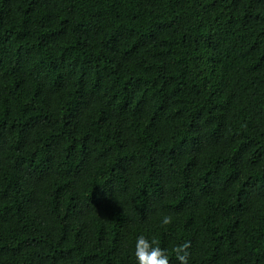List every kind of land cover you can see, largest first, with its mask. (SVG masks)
<instances>
[{
	"label": "trees",
	"instance_id": "trees-1",
	"mask_svg": "<svg viewBox=\"0 0 264 264\" xmlns=\"http://www.w3.org/2000/svg\"><path fill=\"white\" fill-rule=\"evenodd\" d=\"M141 234L264 264V0H0V264Z\"/></svg>",
	"mask_w": 264,
	"mask_h": 264
},
{
	"label": "clouds",
	"instance_id": "clouds-1",
	"mask_svg": "<svg viewBox=\"0 0 264 264\" xmlns=\"http://www.w3.org/2000/svg\"><path fill=\"white\" fill-rule=\"evenodd\" d=\"M172 217L165 215L162 217L161 225L171 223ZM188 244L177 246L175 249L176 258L181 264H187ZM134 256L136 264H169V256L166 251L157 245L155 239L149 238L143 234L138 235L135 240Z\"/></svg>",
	"mask_w": 264,
	"mask_h": 264
}]
</instances>
